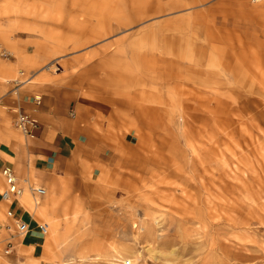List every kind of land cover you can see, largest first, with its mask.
Here are the masks:
<instances>
[{"label": "rangeland", "instance_id": "1", "mask_svg": "<svg viewBox=\"0 0 264 264\" xmlns=\"http://www.w3.org/2000/svg\"><path fill=\"white\" fill-rule=\"evenodd\" d=\"M74 1L0 0V96L74 92L113 169L39 205L36 249L0 230V264H264V2Z\"/></svg>", "mask_w": 264, "mask_h": 264}, {"label": "crops", "instance_id": "2", "mask_svg": "<svg viewBox=\"0 0 264 264\" xmlns=\"http://www.w3.org/2000/svg\"><path fill=\"white\" fill-rule=\"evenodd\" d=\"M45 89L27 84L19 87L17 95L10 90L4 98L0 96V107L10 109L0 113V175L10 168L23 191L31 187L45 189L47 197L41 203L51 212L57 210L52 205L58 198L83 194L89 183L104 177L107 170L113 169L115 157L111 154L114 146L91 127L85 111L92 109L84 101L77 100L74 92L64 90L66 95H53ZM34 97L42 98L39 106ZM16 113L32 115L39 122L33 138L14 128ZM2 182L4 187V179ZM1 193L0 208H9L16 218L30 225V233L21 238L25 247L41 246L45 236L39 230L43 224L37 217L39 207L32 212L22 198L7 204Z\"/></svg>", "mask_w": 264, "mask_h": 264}, {"label": "built area", "instance_id": "3", "mask_svg": "<svg viewBox=\"0 0 264 264\" xmlns=\"http://www.w3.org/2000/svg\"><path fill=\"white\" fill-rule=\"evenodd\" d=\"M253 2H264V0H253ZM0 55L2 57H7L8 54L4 49L0 48ZM17 82V81H15ZM16 86L14 89L11 91L12 93H15L17 95L19 87H21L22 83H15ZM3 98V97H2ZM0 98V102L2 100ZM33 101L39 106L42 102L41 97H34ZM1 104V103H0ZM17 118L15 121L16 127L26 136L33 138L34 137V131L38 130L40 127L39 122L29 114H24V113H16ZM1 175L4 179V190L1 193V199L9 204L12 201L18 199L21 197L23 193V189L19 186L18 180L15 177L13 170L10 168H5L1 171ZM30 191L35 199L40 201L42 200L46 195L47 192L45 189L40 188V187H31ZM35 203V202H34ZM39 203L36 204L38 206ZM6 218H7V223L2 226L4 231H6L9 234V238L7 239V245H6V250L5 254L6 255H11L15 250L17 244L14 242L15 239H21L23 236L27 235L30 233V225L21 219H18L15 217L14 213L8 208L6 212ZM40 233L43 236H46L48 234V228L47 225L42 224L39 226Z\"/></svg>", "mask_w": 264, "mask_h": 264}, {"label": "bare ground", "instance_id": "4", "mask_svg": "<svg viewBox=\"0 0 264 264\" xmlns=\"http://www.w3.org/2000/svg\"><path fill=\"white\" fill-rule=\"evenodd\" d=\"M86 4H87V3H85L84 0H75V1L73 2V4H72L71 11L73 12V11L78 10L79 8L81 9V8H83V6L86 5ZM87 8H88V6L86 7V9H87ZM83 9H85V7H84ZM100 9L102 10V13H103L104 8H100ZM118 9H119V7L111 8V9L109 10V11H110L109 14H113V13H116L117 11H121V9H120V10H118ZM139 12H140L139 14L142 15V17H144V14L147 13L148 10H147V9H146V10H141V11H139ZM94 15L97 16V14H94ZM108 16H111V15H108ZM82 17H83L84 19L87 20V18H86V16H85L84 14H82ZM86 20H84V21H86ZM88 21H89V20H88ZM132 21H133L132 18H127V19H126V22H119V23H117V25H111V26L109 27V30L106 31L105 34L102 35L101 37H96V40H99V39L102 38L103 36H105V37H106V36H109V35L113 34L115 31L119 30L120 28H125V27L130 26V25L133 23ZM98 25H99V24L97 23V24H96V27H98ZM144 34H145V32H144ZM15 127H16V125H15ZM16 128H17V127H16ZM17 130H19V129L17 128ZM19 131H20V130H19ZM20 132H21V131H20ZM21 133H22V132H21ZM22 134H23V133H22ZM23 135H24V134H23ZM25 137H26V135H25ZM20 198H22V202H23V204H24L26 207H28V208H30L32 202H33V204L36 206L37 203L41 204V201H42V200H40V201L36 200V201H35V199H34L32 193H31V191H30L29 189H26L25 191H23V193H22V195H21ZM34 202H35V203H34ZM36 207H37V206H36ZM36 207H35V209H36ZM38 207H40V206L38 205ZM43 209H44V207H43ZM20 246H22V245H20ZM116 257L119 258V260L124 261V263H126V264H131V262L128 261V259H125V257L122 255L121 252H118Z\"/></svg>", "mask_w": 264, "mask_h": 264}]
</instances>
